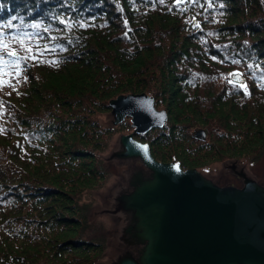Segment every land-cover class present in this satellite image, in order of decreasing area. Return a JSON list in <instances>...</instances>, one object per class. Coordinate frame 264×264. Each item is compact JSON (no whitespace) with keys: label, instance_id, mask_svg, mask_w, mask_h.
<instances>
[{"label":"trees","instance_id":"16d2710c","mask_svg":"<svg viewBox=\"0 0 264 264\" xmlns=\"http://www.w3.org/2000/svg\"><path fill=\"white\" fill-rule=\"evenodd\" d=\"M0 44V264L98 262L83 195L133 131L99 121L120 95L168 113L135 136L157 161L264 156V0H0Z\"/></svg>","mask_w":264,"mask_h":264},{"label":"water","instance_id":"95a60500","mask_svg":"<svg viewBox=\"0 0 264 264\" xmlns=\"http://www.w3.org/2000/svg\"><path fill=\"white\" fill-rule=\"evenodd\" d=\"M231 81L245 82L241 74ZM109 106L113 126L129 118L134 131L120 136L119 149L107 162L139 160L144 166L131 171L128 188L118 193L113 210L104 212L125 215L121 241L141 248L137 257L127 251L111 264H264V186L246 166L235 170L238 162H233V172L244 182L239 188L219 186L177 161L159 162L150 145L135 138L168 121L154 97L120 95ZM196 138L205 140L206 132L199 130Z\"/></svg>","mask_w":264,"mask_h":264},{"label":"rangeland","instance_id":"374dc122","mask_svg":"<svg viewBox=\"0 0 264 264\" xmlns=\"http://www.w3.org/2000/svg\"><path fill=\"white\" fill-rule=\"evenodd\" d=\"M98 118L104 127H111L112 129L115 128L113 126V117L111 112L103 114ZM122 134L125 133L116 134L110 141L108 150L100 155V158L107 163L112 175L107 180V182L103 183L100 187L86 191L83 195V201L92 202L94 207L91 209L89 217V223L91 225L89 233H91V231H98V236H100L99 238L104 246L102 255L96 264H111L127 251H131L137 257V252L141 248L128 247L121 241L122 231L126 225L125 215L122 213L117 215L104 213L107 210H113L115 198L118 193L128 188V178L131 171L133 169L144 168L143 164L139 160L131 162H107L106 159L113 152L119 149V140ZM210 162V165L207 168L198 170H200L204 176L213 180L219 186H235L239 188L243 187V180L239 178L232 170L227 169V166L230 163L233 164V162H238V170L241 166H246L248 174L257 182L264 185V156L256 163H251L250 160L245 159H223L220 161L215 160ZM95 235L98 237L97 234Z\"/></svg>","mask_w":264,"mask_h":264},{"label":"flooded vegetation","instance_id":"af4514ba","mask_svg":"<svg viewBox=\"0 0 264 264\" xmlns=\"http://www.w3.org/2000/svg\"><path fill=\"white\" fill-rule=\"evenodd\" d=\"M155 103H156V101H155ZM156 106V105H155ZM157 110H159V109H157ZM159 111H161V110H159ZM127 120H130L131 121V119H127ZM168 121H169V115H168ZM168 121H167V123H168ZM166 123V124H167ZM166 126V125H165ZM165 126L163 127V128H161V129H155V130H153V131H151V132H149L147 135H149L150 133H156L157 131H163V132H167V129H165ZM199 130H201V129H197V130H194V132H193V135H194V137H196V133L199 131ZM147 135H145V136H147ZM206 138H207V134H206ZM199 140V139H198ZM206 140V139H205ZM205 140H200V141H205ZM141 141V140H140ZM146 143V142H145ZM150 145V144H149ZM153 155V154H152ZM155 158V157H154ZM173 161H177V160H173ZM173 161H171V162H173ZM160 162V161H159ZM171 162H167V163H171ZM178 162V161H177ZM164 163V162H163ZM179 163V162H178ZM179 165L181 166V164L179 163ZM234 166L235 165H233V164H229L228 166H227V169H230V170H232L233 171V168H234ZM237 166V167H236ZM235 166V170H238V164ZM181 168H182V166H181ZM183 170H186L185 168H182ZM198 170V169H197ZM200 171V170H199ZM201 172V171H200ZM259 183V182H258ZM260 184V183H259ZM243 185H244V182H243ZM262 185V184H261ZM262 186H264V185H262Z\"/></svg>","mask_w":264,"mask_h":264},{"label":"snow or ice","instance_id":"6c2138e0","mask_svg":"<svg viewBox=\"0 0 264 264\" xmlns=\"http://www.w3.org/2000/svg\"><path fill=\"white\" fill-rule=\"evenodd\" d=\"M177 2L179 3L180 2V0H177ZM0 47H3V45L2 44H0ZM11 55H15V53L13 52V53H10ZM3 81L2 80H0V87H2L3 86ZM9 86H11V85H9Z\"/></svg>","mask_w":264,"mask_h":264}]
</instances>
